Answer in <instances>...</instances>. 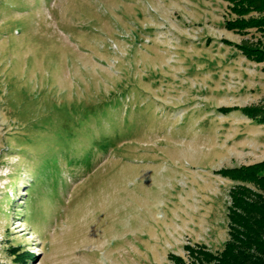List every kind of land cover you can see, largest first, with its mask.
Returning <instances> with one entry per match:
<instances>
[{
  "label": "rangeland",
  "instance_id": "374dc122",
  "mask_svg": "<svg viewBox=\"0 0 264 264\" xmlns=\"http://www.w3.org/2000/svg\"><path fill=\"white\" fill-rule=\"evenodd\" d=\"M229 0H0V264H173L229 238L264 160V59ZM256 15L255 11L251 13Z\"/></svg>",
  "mask_w": 264,
  "mask_h": 264
},
{
  "label": "trees",
  "instance_id": "16d2710c",
  "mask_svg": "<svg viewBox=\"0 0 264 264\" xmlns=\"http://www.w3.org/2000/svg\"><path fill=\"white\" fill-rule=\"evenodd\" d=\"M235 17L225 24L230 29L244 32L257 27L264 35V0H229ZM255 11L256 15L251 13ZM242 51L256 60L264 59L262 39H246L239 44ZM252 118L264 120V109L258 106L243 108ZM222 175L236 181L230 189L228 205L229 238L219 251L206 245H187L190 261L174 253L173 264H264V160L255 163L224 167Z\"/></svg>",
  "mask_w": 264,
  "mask_h": 264
}]
</instances>
